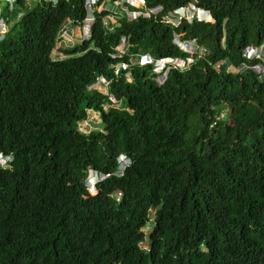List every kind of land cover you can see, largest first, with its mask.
Segmentation results:
<instances>
[{"label":"trees","instance_id":"trees-1","mask_svg":"<svg viewBox=\"0 0 264 264\" xmlns=\"http://www.w3.org/2000/svg\"><path fill=\"white\" fill-rule=\"evenodd\" d=\"M118 1H0V264H264V0H143L133 19ZM191 4L213 22H164ZM142 55L194 60L159 82Z\"/></svg>","mask_w":264,"mask_h":264},{"label":"built area","instance_id":"built-area-1","mask_svg":"<svg viewBox=\"0 0 264 264\" xmlns=\"http://www.w3.org/2000/svg\"><path fill=\"white\" fill-rule=\"evenodd\" d=\"M5 1L8 4V7L12 9V5L14 3V0H0ZM30 2L31 0H26ZM53 3H56L57 0H51ZM95 0H85V5L90 12V6L94 3ZM127 5L132 6L135 8V10H129ZM117 6L119 9L129 18L133 19L138 16H144L149 17L150 14L153 12L151 10H148L145 6V3L143 0H119L117 3ZM21 14H19L18 17H20ZM88 20H91L92 22V16L91 14L87 15V18L85 19L84 23L81 25V27H85L87 25V28H90V26L86 23ZM182 20L187 21H198V22H208L212 23L213 19L208 11L203 10L193 4L188 5L186 7H181L177 10H175L173 13L167 15L164 18V22L168 23L174 27H177ZM8 23L7 20L2 16V11L0 9V40H2L7 32ZM67 28V27H66ZM90 36L87 34L86 36L82 37V40L85 38H88ZM173 43L175 46H177L181 51L187 53V54H194L197 50V53L200 57V55L203 53V49H198L195 40H183L180 35L174 34L173 37ZM258 50L253 48H248L245 51V56L247 58L252 57H259L260 55H257ZM251 53V56H250ZM252 53H255L252 55ZM193 58L187 57L185 60L179 59V58H164V59H153L149 55H142L136 58L134 61L138 63L139 65H147V64H153L155 67V72L162 74V77L159 79V82L165 79L166 71L169 69H179V70H185L187 69L192 63ZM104 82H106L103 78H101ZM106 82V86H107ZM110 100L112 103H115V100L111 97ZM112 106V105H111ZM110 107V105L108 106ZM119 163V175L122 174L123 169L129 165L130 161L125 156H121L118 159Z\"/></svg>","mask_w":264,"mask_h":264},{"label":"rangeland","instance_id":"rangeland-1","mask_svg":"<svg viewBox=\"0 0 264 264\" xmlns=\"http://www.w3.org/2000/svg\"><path fill=\"white\" fill-rule=\"evenodd\" d=\"M110 10L112 11L113 9H110ZM111 19L115 20L114 17H111ZM86 23L90 26V28H87V25H85V27L80 26L77 28H74V27L72 28V27H69L67 25L65 26L64 30L61 32V40L59 41L56 49H54V51L52 52V59L53 60H61V59L67 58V56L62 52V49H66L67 47L75 46V44L81 42L82 37L86 36L87 34L89 35L92 22H91V20H88ZM263 47H262L261 51L264 50ZM118 50L120 51V53H122L123 51L126 50V44L124 43V41L121 44V46L118 48ZM254 54L255 53H252V55H254ZM257 55L261 56L260 51L257 52ZM250 56H251V53H250ZM261 57L263 58V56H261ZM119 67L120 66H118V68ZM261 70L262 69L259 68V72H261ZM94 88H96L97 90H99L102 93L107 92L106 82H104L101 78L94 85ZM79 127H80L81 131H84L85 128H87L89 130H93V129L100 130L102 125L99 121L98 115L94 112H89L86 121L80 123ZM89 174H90V176H92L94 174V171L91 170L89 172ZM152 213H153V210H152ZM151 226H152L151 222L147 224L146 229H145L146 232H148L150 230Z\"/></svg>","mask_w":264,"mask_h":264},{"label":"clouds","instance_id":"clouds-1","mask_svg":"<svg viewBox=\"0 0 264 264\" xmlns=\"http://www.w3.org/2000/svg\"><path fill=\"white\" fill-rule=\"evenodd\" d=\"M121 156H124V155H120L119 158ZM118 158V159H119ZM127 158V157H126ZM13 161V158L11 156H5V155H0V167L2 166H5L7 165L8 163L10 164L11 162ZM119 164V163H118ZM127 167V166H126ZM125 167V168H126ZM124 168V169H125ZM123 169V170H124ZM91 171V169L89 170V172ZM94 171V170H92ZM119 173V167H118V171ZM106 175L104 176L103 174H99L97 173L96 171H94V174L92 176H90V174L88 173V177L86 179V184H88L90 187H89V193L94 195L96 193V189H95V185L98 181L102 180L103 178H105Z\"/></svg>","mask_w":264,"mask_h":264}]
</instances>
